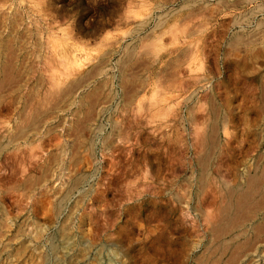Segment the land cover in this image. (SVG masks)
<instances>
[{
    "label": "rangeland",
    "instance_id": "374dc122",
    "mask_svg": "<svg viewBox=\"0 0 264 264\" xmlns=\"http://www.w3.org/2000/svg\"><path fill=\"white\" fill-rule=\"evenodd\" d=\"M263 183L264 0H0V264H264Z\"/></svg>",
    "mask_w": 264,
    "mask_h": 264
},
{
    "label": "bare ground",
    "instance_id": "6f19581e",
    "mask_svg": "<svg viewBox=\"0 0 264 264\" xmlns=\"http://www.w3.org/2000/svg\"><path fill=\"white\" fill-rule=\"evenodd\" d=\"M145 22V21H144ZM141 24H143V23H141ZM128 47H130V46H128ZM130 49H131V47H130ZM129 48H128V53H130L129 52V50H130ZM131 51L133 52V50L131 49ZM127 53V54H128ZM124 61V60H123ZM124 63V62H123ZM122 63V64H123ZM120 65V64H119ZM123 66V65H122ZM123 69H124V66H123ZM121 71H123V70H121ZM121 74H123V73H121ZM109 94H111L110 92H109ZM113 97V96H112ZM109 99H110V97H109ZM108 99V100H109ZM106 102V101H105ZM107 103V102H106ZM106 109V108H105ZM104 109V110H105ZM103 109H101V111H102ZM210 137V136H209ZM214 139V138H213ZM201 162H203V161H201ZM204 163V162H203ZM77 165H81V164H77ZM204 165V164H203ZM202 165V166H203ZM74 166H76V165H74ZM76 168V167H75ZM74 168V169H75ZM81 168V167H80ZM204 168V167H203ZM79 170V169H78ZM76 171H77V169H76ZM78 173H80V172H78ZM72 174H73V172H72ZM74 175H76V174H74ZM81 175H83V174H81ZM251 176V175H250ZM71 177V176H70ZM81 177V176H80ZM262 177V176H261ZM71 178H74V176L73 177H71ZM85 178V177H84ZM250 178V177H249ZM76 179V178H75ZM79 179H81V178H79ZM252 179H254V178H252ZM263 178H261V180H262ZM71 180V179H70ZM82 180V179H81ZM85 180V179H84ZM69 181V180H68ZM67 181V182H68ZM72 181V180H71ZM84 182V181H83ZM258 182V181H257ZM261 182V181H260ZM63 183V182H62ZM76 181H75V184L74 185H76ZM246 183H248V185L246 186L245 185V189H240L239 191H234L233 189V192L231 191V190H228V193H229V191H231L230 192V194H228V195H230V197H231V200L228 202V204L227 205H225L223 208L222 207H220V209H221V213L219 212V214H221V220L219 221V224H218V221H217V224H218V226H216V230H217V232H220V235H222V234H224V232H225V234H227V232H228V230H230V229H233L232 227H235V228H238L239 230H240V228H244L245 229V227H242V225H243V222L242 221H240L241 219H243L242 217L243 216H246V215H243L242 217H241V219H240V216H241V212L242 211H244V210H247V208H249L248 206L249 205H251L252 204V202H253V194H254V192H255V190L257 189V184H256V182H254V180H250L249 182L247 181ZM262 183V182H261ZM66 184H68V183H66ZM260 184V183H259ZM264 184V183H263ZM240 185H242V183L240 184ZM72 186V185H71ZM71 186H70V189H71ZM234 186V185H233ZM238 187H240L239 185H237ZM243 186H244V184H243ZM260 186V185H259ZM258 186V187H259ZM58 187V186H57ZM64 187V186H63ZM238 187H236V188H238ZM58 188H60V186L58 187ZM67 188H69V187H67ZM74 188V187H73ZM226 188V187H225ZM229 188V187H228ZM260 188V187H259ZM258 188V189H259ZM263 188H264V186H263ZM57 190V189H56ZM67 191L69 190V189H66ZM70 191V190H69ZM261 191V190H260ZM264 191V190H263ZM65 192V191H64ZM63 192V193H64ZM71 192V191H70ZM258 192V191H257ZM67 193V192H66ZM54 194H55V192H54ZM60 194V193H59ZM71 194V193H70ZM262 194V193H261ZM61 195H63V194H61ZM227 195V196H228ZM259 195V194H258ZM264 195V194H263ZM262 195V196H263ZM58 196V195H57ZM256 198H257V196H255ZM260 197V196H259ZM264 197V196H263ZM59 197H57V199H58ZM61 199H62V196H61ZM228 199H229V197H228ZM261 200V199H260ZM261 201H263V200H261ZM226 202V201H225ZM260 202V201H259ZM255 203V202H254ZM254 203H253V206H254ZM56 204V203H55ZM63 204V203H62ZM223 204V203H222ZM256 204H258V203H256ZM257 206V205H256ZM262 207H264V204H263V202H262V205H261ZM260 206V207H261ZM60 207H62V206H60ZM259 207V206H258ZM250 209H253L252 208V205H251V208ZM256 208H254V210H255ZM259 209V208H258ZM257 209V210H258ZM60 210V209H59ZM238 211V213H236ZM262 211H264V210H262ZM56 212H57V208H56ZM59 212H61V211H59ZM249 212V211H248ZM257 212V211H256ZM255 212V213H256ZM259 212V211H258ZM245 213V212H244ZM264 213V212H263ZM239 215V216H238ZM253 215V214H252ZM252 215H250L249 213H248V216H252ZM262 215V214H261ZM264 215V214H263ZM238 216V218L240 219H237L236 217ZM254 216H256V214H254ZM258 216V215H257ZM261 217H263V220H264V216H261ZM244 219H246V218H244ZM251 219V218H250ZM254 219V218H253ZM260 219H262V218H260ZM259 220V219H258ZM245 221V220H244ZM247 221V220H246ZM253 222V221H252ZM252 222H250V224L252 223ZM256 222V221H255ZM216 223V222H215ZM260 223V222H259ZM262 223V226L264 225V221H262L261 222ZM260 223V224H261ZM212 224H214V222L212 223ZM248 224V223H247ZM246 225V224H245ZM249 225V224H248ZM247 225V226H248ZM258 226L259 224L257 223V224H255L254 226ZM244 226V225H243ZM252 226V225H251ZM210 227H212V226H210ZM252 228V227H251ZM253 228H255L256 230H257V227H253ZM260 228L261 227H258V232H260ZM210 229V228H209ZM243 229V230H244ZM248 229H250V226L248 227ZM254 229V230H255ZM213 231H214V229H212ZM261 230H263V228H261ZM241 232H243L242 230H240ZM251 231V230H250ZM249 231V232H250ZM211 232V231H210ZM223 232V233H222ZM235 232H239L238 230L237 231H235ZM254 232V231H253ZM257 232V231H256ZM263 232H264V230H263ZM222 233V234H221ZM211 234V233H210ZM237 234V233H236ZM254 235L255 233H251V235ZM259 234V233H258ZM257 234V235H258ZM262 234H264V233H262ZM261 234V235H262ZM212 235V234H211ZM213 235H214V233H213ZM217 235V234H216ZM216 235H214L215 237H216ZM220 235H217V237H216V239L220 236ZM235 235V234H234ZM233 235V236H234ZM246 235V234H245ZM244 235V236H245ZM256 234L254 235V237H253V239L255 240V237L257 236ZM260 234H259V236H261ZM214 236H212V238L211 239H213V241H214ZM232 236V237H233ZM247 236H248V234H247ZM264 236V235H263ZM208 237V238H209ZM227 237V236H226ZM231 237V238H232ZM246 237V236H245ZM258 237V236H257ZM235 238V236L232 238V239H234ZM249 238H250V235H249ZM263 237H261L260 239H262ZM211 239H209L208 241H210L211 242ZM221 239H223V238H221ZM220 239V240H221ZM239 239V238H238ZM247 239V238H246ZM257 239V238H256ZM224 240V239H223ZM228 240H230L229 238H228ZM237 240V239H236ZM236 240H235V242H236ZM241 240V239H240ZM248 240V239H247ZM264 240V239H263ZM207 241V242H208ZM212 241V242H213ZM225 242H227L226 240H224ZM246 241V240H245ZM252 241V240H251ZM257 240H255V242H256ZM258 241H260V240H258ZM205 242V241H204ZM210 242H208L209 244H211ZM243 242H244V240H243ZM247 242V241H246ZM223 243V242H222ZM233 243H234V241H233ZM261 243V242H260ZM55 244H56V242H55ZM202 244V243H201ZM204 244V243H203ZM209 244H205L204 246H208ZM216 244H217V242H216ZM229 244V243H228ZM235 244V243H234ZM233 244V245H234ZM246 244L247 243H239V240H238V243H236V245H235V249H236V247H237V249L236 250H233L235 253V255L236 254H238V253H240L239 251L240 250H245V247H246ZM249 244V243H248ZM251 245V244H250ZM263 245V244H262ZM262 245H261V247H262ZM54 246V245H53ZM59 246V245H58ZM194 246V245H193ZM202 246V245H201ZM200 246V247H201ZM223 246V245H222ZM258 246V245H257ZM256 246V247H257ZM195 247H197V246H195ZM199 247V246H198ZM199 247V248H200ZM219 247V246H218ZM218 247H214V249H217ZM227 247V246H226ZM55 248V247H54ZM59 248V247H58ZM57 248V249H58ZM198 248V249H199ZM203 248V247H202ZM202 248H200L201 250H199V251H202ZM204 248H206V247H204ZM203 248V249H204ZM212 248V247H211ZM259 248H260V245H259ZM221 249V248H220ZM231 249V248H230ZM233 249V248H232ZM231 249V250H232ZM246 249H248L249 250V248H246ZM205 250V249H204ZM203 250V251H204ZM212 250V249H211ZM222 250H223V248H222ZM256 250H258L257 248H256ZM55 251H56V249H55ZM193 251H195V250H193ZM202 251V252H203ZM206 251V250H205ZM260 251H261V248H260ZM212 252H213V254H214V251L212 250ZM212 252H209L208 253V255L210 254V253H212ZM220 252V251H219ZM218 252V253H219ZM223 252V251H222ZM226 252V251H225ZM228 252V251H227ZM245 252V251H244ZM255 252V251H254ZM257 252H259V251H257ZM256 252V253H257ZM193 253V252H192ZM195 253V252H194ZM199 254L201 253V252H198ZM206 253V252H205ZM233 253V252H232ZM241 253H243V252H241ZM246 253V252H245ZM264 253V252H263ZM57 254V253H56ZM59 254V253H58ZM196 254V253H195ZM204 254V253H203ZM227 254V253H226ZM252 254V253H251ZM258 254V253H257ZM61 255V254H60ZM59 255V256H60ZM212 255V254H211ZM216 255H217V252H216ZM228 255V254H227ZM226 255V256H227ZM232 255V254H231ZM240 255V254H239ZM241 255H245V254H241ZM193 256V255H192ZM203 255L201 254V257H202ZM215 256V255H214ZM218 257H219V254L217 255ZM217 256H215V258L218 260L219 258L217 257ZM225 256V257H226ZM238 256V255H237ZM246 256V255H245ZM251 256V255H250ZM255 256H257L256 254H255ZM259 256V255H258ZM261 256V255H260ZM229 257H230V255H229ZM236 257V256H235ZM239 257V256H238ZM242 257V256H241ZM62 258V257H61ZM190 258H193L194 259V257H190ZM197 258V257H196ZM200 258V257H199ZM206 258V257H205ZM207 258H209V256H207ZM232 258H233V261H234V256L232 255ZM246 258V257H245ZM250 258V257H249ZM252 258H254V257H252ZM251 258V259H252ZM259 258V257H258ZM202 259V258H201ZM211 259H213V258H211ZM210 259V260H211ZM215 259V260H216ZM221 259H224V257H222ZM225 259H227V258H225ZM230 260H231V258H229ZM250 259V260H251ZM207 260V259H206ZM206 260L205 261H203V262H206ZM220 260V259H219ZM230 260H228V262L230 261ZM246 260V259H245ZM249 260V259H248ZM247 260V261H248ZM249 260V261H250ZM263 260V259H262ZM196 261V263H197V261L199 262V260H195ZM212 262H213V260H211ZM211 261H210V263H211ZM223 261V260H222ZM227 261V260H226ZM226 261H224V262H226ZM238 261V259L236 260V262ZM240 261V260H239ZM243 261V260H242ZM190 262V261H189ZM189 262H187V263H189ZM203 262L201 263V264H203ZM217 262V261H216ZM227 262V263H228ZM231 262H232V260H231ZM235 262V263H236ZM254 262H255V260H254ZM192 264H193V262H191ZM195 263V262H194ZM195 263V264H196ZM209 263V262H208ZM234 263V264H235ZM247 262L245 261L244 262V264H246ZM250 263H253V262H250ZM190 264V263H189ZM199 264V263H198ZM205 264V263H204ZM214 264V263H213ZM229 264H233V263H230L229 262ZM240 264V263H239ZM256 264V263H255ZM260 264H261V262H260ZM263 264V263H262Z\"/></svg>",
    "mask_w": 264,
    "mask_h": 264
}]
</instances>
